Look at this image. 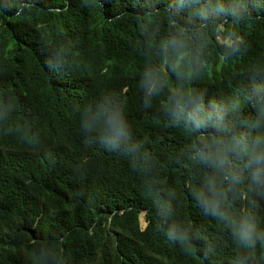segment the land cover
<instances>
[{"label": "trees", "instance_id": "1", "mask_svg": "<svg viewBox=\"0 0 264 264\" xmlns=\"http://www.w3.org/2000/svg\"><path fill=\"white\" fill-rule=\"evenodd\" d=\"M174 2L0 0V264H264V249L246 252L186 194L206 175L201 137L187 113L175 123L164 110L188 92L255 119L246 97L264 83V0L240 19L216 14L227 0L173 19ZM177 32L194 53L184 81L155 47ZM149 63L165 81L150 99L139 86ZM105 96L125 107L134 152L81 128L84 106ZM243 188L231 212L254 206L264 226V199ZM186 229L194 250L168 239Z\"/></svg>", "mask_w": 264, "mask_h": 264}, {"label": "clouds", "instance_id": "2", "mask_svg": "<svg viewBox=\"0 0 264 264\" xmlns=\"http://www.w3.org/2000/svg\"><path fill=\"white\" fill-rule=\"evenodd\" d=\"M227 5L230 11L229 7L221 4L215 9L216 14L223 13L234 19L250 14L247 0H227ZM185 7L194 9L196 15L204 19L199 0H175L169 6L168 15L172 17L175 11L176 17H179ZM155 47L159 50L164 69L170 71L177 81L188 79L186 66L194 58V53L189 52L183 32L161 39ZM255 71L264 72V69ZM139 86L146 98L159 95L165 86L160 67L149 63L143 70ZM246 99L255 119L236 116L241 111L238 104L229 106L232 115L228 116L221 106L209 101L211 107H208L203 97L188 92L176 93L164 110L169 112L175 123H179L181 115L187 113L192 119L185 126L199 132L201 137L194 146V156L195 162L206 170V175L201 183L186 194L198 209L202 208L205 216L223 223L237 245L247 252L257 247L264 249V226L254 206L234 215L229 207V197L230 194L234 197L238 187L243 185L245 192L264 199V83H254ZM81 128L89 134H95L100 145L107 150L124 147L134 152L139 146L132 140L131 124L125 107L119 100L107 96L91 99L84 106L81 111ZM189 232L187 229L170 230L167 236L169 240L179 241L194 250L193 240L199 237L190 236Z\"/></svg>", "mask_w": 264, "mask_h": 264}, {"label": "rangeland", "instance_id": "3", "mask_svg": "<svg viewBox=\"0 0 264 264\" xmlns=\"http://www.w3.org/2000/svg\"><path fill=\"white\" fill-rule=\"evenodd\" d=\"M141 220H142V225H143V227L145 226V224H146V222H145V220H144V217H143V215H142V217H141Z\"/></svg>", "mask_w": 264, "mask_h": 264}]
</instances>
